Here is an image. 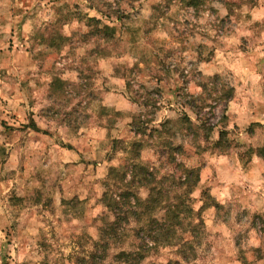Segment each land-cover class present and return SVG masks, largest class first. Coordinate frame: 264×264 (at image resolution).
Instances as JSON below:
<instances>
[{
  "label": "rangeland",
  "instance_id": "rangeland-1",
  "mask_svg": "<svg viewBox=\"0 0 264 264\" xmlns=\"http://www.w3.org/2000/svg\"><path fill=\"white\" fill-rule=\"evenodd\" d=\"M171 145L200 176L188 197L164 185L181 229L154 244L158 209L157 227L106 232L110 170L127 172L116 195L133 162L170 175ZM263 147L264 0H0V264H264Z\"/></svg>",
  "mask_w": 264,
  "mask_h": 264
},
{
  "label": "trees",
  "instance_id": "trees-1",
  "mask_svg": "<svg viewBox=\"0 0 264 264\" xmlns=\"http://www.w3.org/2000/svg\"><path fill=\"white\" fill-rule=\"evenodd\" d=\"M92 22H95L97 25L100 23L99 21L91 20ZM97 30V29H96ZM99 32L109 35L114 31V29H111L107 26H105L103 29H98ZM226 110V109H224ZM192 111L196 113L197 120L199 121V113L197 110L192 108ZM225 118H223L224 120ZM185 122L188 124L189 128L194 130L192 134V140H194V144H197L198 141V135L201 130L205 132V137L203 139L207 142L210 134H212L213 129L212 127L206 128V125L203 123L202 124L198 123V125H195L190 119L186 118ZM136 123H132V126L135 127ZM144 124H140L136 128V131L138 128L142 127ZM169 125L168 122L161 124L157 127H149L145 132L140 133L136 132L137 135H140L141 137L146 135V132L149 133L148 137L149 138H154V135H157V139L161 138L163 133L165 134L167 131V126ZM147 126H150L147 125ZM139 130V129H138ZM225 133H220V138L219 141H217L216 145L219 148L222 145V141L224 138ZM144 147V143L142 141H138L137 143L133 144V147H131V152L136 155V157L133 159V161L139 162L140 160V152L142 148ZM171 149H174L171 145ZM173 151V152H171ZM170 154L168 157H166V162L168 165L172 166L174 168V173L170 175H165L164 177H158L157 170H155L152 167L149 166H144L139 163H132V168L131 172L132 175L131 180L128 181L126 188L128 190L121 192L119 195H116L118 190L120 189V186L123 185L126 182L127 178V172L121 173L119 172L118 169H111L110 174L108 179L110 181L108 182H113V185H108L107 187L109 188V192L104 195V200L107 206V209L114 215V221L107 227L109 231H106L108 233H115L118 231L120 227L123 226L124 223H127L129 221V218H136L137 223H141L143 220L142 217H148L149 219V225L150 228L152 229L154 227H157L159 221L155 220L153 218V213H155L158 209H162L166 211L167 217L173 216L172 220L170 223H167V220H164L158 228L161 230L162 234L164 236V239L161 237L158 238L157 235H153L152 232H156L154 230H151L148 234L150 236V239L153 240L154 244L161 241H170L172 238V235L170 232H168L169 227L174 225L176 228L177 226L181 229L182 227V214L189 212L190 209L186 205L185 209L182 208V205H179L178 203H173L169 201L168 195L164 194L166 193V190L164 188V185L168 184L169 181L171 182H177L179 184V187H184L186 188V194L187 197L191 194L193 188H195L198 183L200 182V176L198 170L190 169L188 167H185L183 163L178 162L179 160L177 159L178 155H183L182 152V145L178 146L176 149L171 150ZM177 154V155H176ZM257 156L264 159V147L257 150ZM180 172V177L177 175ZM183 175V177H182ZM145 187L147 188L148 192H150V195L148 199L142 200L136 193L135 189L138 187ZM114 196V197H113ZM182 197H177V199H181ZM157 225V226H156ZM105 232V233H106ZM123 258L127 263L129 264H140L144 260V256L139 254V253H130V254H125L122 253L121 257Z\"/></svg>",
  "mask_w": 264,
  "mask_h": 264
},
{
  "label": "crops",
  "instance_id": "crops-1",
  "mask_svg": "<svg viewBox=\"0 0 264 264\" xmlns=\"http://www.w3.org/2000/svg\"><path fill=\"white\" fill-rule=\"evenodd\" d=\"M254 163V167L256 168L255 170H253L252 172H250L252 175L253 174H257V179L260 180L262 182V184L264 183V172L262 171V168H261V159L260 158H256L254 159V161L252 162ZM236 168L238 169V167L236 166ZM240 169V168H239ZM206 174V173H205ZM206 180H207V177H206ZM211 184V182H210ZM208 186V185H207ZM251 194H252V191H250Z\"/></svg>",
  "mask_w": 264,
  "mask_h": 264
}]
</instances>
